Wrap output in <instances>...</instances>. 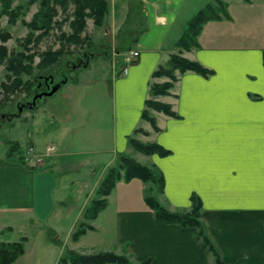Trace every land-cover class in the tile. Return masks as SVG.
<instances>
[{
  "label": "crops",
  "instance_id": "1",
  "mask_svg": "<svg viewBox=\"0 0 264 264\" xmlns=\"http://www.w3.org/2000/svg\"><path fill=\"white\" fill-rule=\"evenodd\" d=\"M222 1L226 14L207 20L197 36L198 47L181 53L211 73L187 71L169 95L157 97L170 103L175 113L152 111L159 126L153 141L169 153L144 156L162 175L169 210L189 209L191 196H198L204 234L223 264H264V0ZM207 3L214 0H138L142 26L129 50L138 57L134 63L124 60L120 75L112 80L110 137L101 133L97 122L94 128L82 120L74 144H68L70 128H48L40 105L28 146L34 153L44 152L48 144L55 150L37 168L0 161V171L13 174L10 204L0 203V222L10 213L32 225L36 232L25 235V243L36 233L52 231L54 241L60 242L63 235L68 249L83 254L116 251L134 262L150 258L149 264H218L198 228L156 218L138 196L145 188L139 178L126 182L134 188L124 189L122 195L116 192L118 181L106 196V206L89 221L92 229L78 240L71 238L116 156L133 151L128 136L138 126L150 130V123L141 119L149 81L167 80L152 79L151 74L178 51L175 45L187 21ZM73 154L77 159L69 158ZM135 154L136 160L142 158ZM69 166L75 167L74 176H67ZM4 229L13 227L7 224L0 231Z\"/></svg>",
  "mask_w": 264,
  "mask_h": 264
},
{
  "label": "rangeland",
  "instance_id": "2",
  "mask_svg": "<svg viewBox=\"0 0 264 264\" xmlns=\"http://www.w3.org/2000/svg\"><path fill=\"white\" fill-rule=\"evenodd\" d=\"M107 2L109 10L104 23L101 26H96L91 17H86L85 27L79 33L80 38L77 43H67L60 38L62 32L67 35L72 30L69 22L73 18V5L68 4L64 11L59 5L55 6L56 14L53 17V21L56 22L52 23L53 28L46 35L41 36L38 44H30V52L34 51L36 53L33 57V74L31 76L22 75V78L34 80L33 90L28 91L24 87H20L8 95L2 93L0 96V161L6 159L11 162H17L14 157L6 155L12 143L17 141L20 148L19 152L16 151L14 153V156L19 154L24 160V164L30 167L37 168L45 164L46 157L50 153L45 155L40 152L39 155L43 156H41V161L36 164L34 161L25 160V156H29V153H34L31 150L32 147H29L28 144L34 135L31 127L32 119L35 117L36 110L40 105H43L42 107L46 110L44 117H47L50 123L47 126L48 128H55L57 124L64 126L65 129L66 126L70 128L66 136L68 144H74L76 128L80 126L82 120L86 122V125L89 122L90 127L94 128L97 127L96 124L94 125L97 122L101 133L110 137L113 127L112 80L120 75L119 71L124 60L127 61L126 59L133 52L126 49L133 46L131 41L142 26V22H140L142 14L138 0H107ZM11 7L18 9L20 13L13 24L8 21L7 15L2 14L3 4L0 0V30L7 31L10 35L9 39L4 42L7 49L17 52L23 50L19 44L29 32L26 23L39 10V0H12ZM39 33V30L34 31L35 37ZM60 48L63 50L61 55L59 54L56 62L45 68V71L35 67L40 60L41 52L47 49L54 51ZM49 69L51 73H45ZM124 72L125 69H122V73ZM10 73L6 70L5 63L1 62L0 83L9 82L7 75ZM49 75L52 76L54 84L60 83L59 89L50 96L38 98L35 105L32 108L29 107L35 94L40 93V90L46 91L50 89L51 86H48L50 81H45L44 79ZM33 76L35 77L33 78ZM44 82L47 83L48 89L45 88ZM39 84H41L40 89L37 88ZM58 116L62 118L61 122ZM155 121L157 125L156 118ZM157 127L159 128L158 125ZM145 131L146 133L144 134L137 133L135 138L140 140L138 136L146 135V137H143L145 140H140L141 142H156L153 141V135L156 130H154L152 125H150V130ZM50 145H46L43 151ZM72 150L76 151V148L73 147ZM63 151H65V146H63ZM136 152L138 151L133 149L130 153L125 154L132 157L136 155ZM138 153L143 154L141 152ZM144 155L147 154H143L142 158L136 156L139 161L134 159L152 169L158 175L160 171L150 162V158ZM77 157L78 155L75 154L69 156L70 159H77ZM117 159L118 156H116ZM73 167H68L67 176H74L75 167ZM0 173H2L0 175V198L5 200L0 203L9 206L10 203L7 202H9L8 194H11L13 190V174L3 169ZM150 186L151 183H145L146 189ZM129 188H134L133 184L127 186L125 181L120 180L116 188L117 195H122L124 189ZM154 188L151 194L155 195L164 205L162 190L158 189V185H155ZM125 194L131 197L135 195V191H125ZM144 194V190L142 192L138 191V196L144 198ZM91 197H96L95 192H92ZM5 214V218L1 219L0 229L7 224L12 225L13 229L0 231V241H17L22 236H30L33 232H36L31 229L32 225H29L26 221L21 222L13 214ZM55 236L52 231L45 232V234L36 233L35 237L32 235L29 242L24 243V253L12 264H58L59 256L57 254L59 250L60 254H62L67 247L63 242V235L60 236V242L54 241L56 240Z\"/></svg>",
  "mask_w": 264,
  "mask_h": 264
},
{
  "label": "trees",
  "instance_id": "3",
  "mask_svg": "<svg viewBox=\"0 0 264 264\" xmlns=\"http://www.w3.org/2000/svg\"><path fill=\"white\" fill-rule=\"evenodd\" d=\"M3 4L2 14L8 16V21L14 23L19 10L11 7L12 0H1ZM33 1V0H30ZM68 4L73 5L72 16L69 25L71 32L65 35L61 34V40L69 42H79V33L85 27V18L91 17L96 26H101L104 23L105 17L108 14V2L107 0H39V10L33 15L32 19L26 23L29 28V32L26 37L20 42V46L23 48L21 51H9L4 44L9 39V33L7 31L0 30V63H5V68L8 72L7 75L9 82L0 83V96L2 93L8 95L15 91L16 88L24 87L26 90H33L34 80L23 79L22 75L31 76L33 74V57L36 54L34 51L30 52V44H38L41 36L47 34L49 30L53 28V17L56 14L55 6L59 5L64 11ZM17 10V11H15ZM220 13L226 14L225 6L222 0H214V3H207L200 8L186 23L183 33L176 42L178 51L171 52L167 60L160 63L156 69L152 72L151 78L166 77L167 80L162 82L149 81L148 84V96L144 101V108L141 111V119L148 121L154 130L158 131L159 128L156 125L155 118L152 111L162 112L168 116H174L175 113L169 103L162 102L156 99L158 96L169 95L175 81L178 77L187 71L196 72L202 75H209L211 70L201 65L195 60H190L181 55L182 50H190L193 47H198L197 36L200 33L203 24L212 18L220 17ZM60 28V27H58ZM39 30L40 33L34 35V31ZM65 36V38H64ZM34 38V39H33ZM126 50H130L127 47ZM61 48L51 51L47 49L40 53V60L36 64L37 69L45 71L61 55ZM135 62V61H134ZM133 62V63H134ZM51 73L50 69L45 73ZM35 76H33L34 78ZM1 100V97H0ZM1 103V101H0ZM146 133L142 127H136L132 134L128 136V144L136 151L143 154H158L165 156L169 153L168 149L156 142L143 143L135 138L137 133ZM20 146L17 141L12 143L11 148L7 152L8 157H14L17 161L24 163L22 157L14 156V153L19 152ZM118 159L110 166L100 181L94 197L90 203L86 206L83 212V220L78 222L76 228L71 234L72 240H78V238L86 232L88 229H92V225L89 221L93 220L97 214L106 206V196L110 193L115 184L124 180L130 181L133 178H139L143 182L151 183L149 188H144V200L146 204L154 211V214L158 220L163 223H176L184 227H196L199 230V234L203 241L211 248L216 262L223 264L206 235L203 231L201 222V202L198 196H191V206L189 209L169 210L165 207L155 195L151 194V191L158 185V189H163V178L161 173L157 175L152 169L137 162L134 158L125 153H119ZM154 184V185H153ZM154 186V187H153ZM155 189V188H154ZM49 232V231H48ZM27 240L26 236H22L17 241H0V264H12L20 255L24 253V243ZM127 244L123 247L126 248ZM150 258H146L142 261H132L126 253H116L113 251H98L89 254L79 253L72 249H66L59 257L58 264H149Z\"/></svg>",
  "mask_w": 264,
  "mask_h": 264
},
{
  "label": "built area",
  "instance_id": "4",
  "mask_svg": "<svg viewBox=\"0 0 264 264\" xmlns=\"http://www.w3.org/2000/svg\"><path fill=\"white\" fill-rule=\"evenodd\" d=\"M138 57V52L133 51L131 52L130 56L126 59L128 61V63H133ZM54 146L50 145L47 146L45 151L43 152L45 155H48L49 153L53 152L54 150ZM33 151V149H31ZM43 155H39V153H29V156H25V160H30V161H34L35 164L38 163L39 161H41Z\"/></svg>",
  "mask_w": 264,
  "mask_h": 264
},
{
  "label": "water",
  "instance_id": "5",
  "mask_svg": "<svg viewBox=\"0 0 264 264\" xmlns=\"http://www.w3.org/2000/svg\"><path fill=\"white\" fill-rule=\"evenodd\" d=\"M44 79H45V81H46V80H49L50 82L53 81V78H52L51 75L46 76ZM59 87H60V83H57V84L52 85V86L50 87L49 90L42 91V92H40V93L35 94V95L33 96V98H32V102H31V104L29 105V107L32 108V107L35 105L36 100H37L38 98H41V97H43V96H50V95H52L54 92H56V91L59 89Z\"/></svg>",
  "mask_w": 264,
  "mask_h": 264
},
{
  "label": "flooded vegetation",
  "instance_id": "6",
  "mask_svg": "<svg viewBox=\"0 0 264 264\" xmlns=\"http://www.w3.org/2000/svg\"><path fill=\"white\" fill-rule=\"evenodd\" d=\"M52 85H54L53 82L48 83V86H52ZM40 86H41V84L37 85V88L40 89ZM44 86H45L46 89H48V88H47V83L44 82ZM41 91H42V90H40V92H41Z\"/></svg>",
  "mask_w": 264,
  "mask_h": 264
}]
</instances>
